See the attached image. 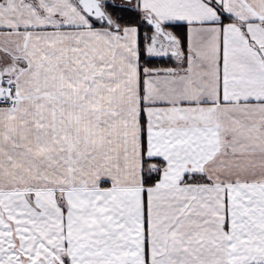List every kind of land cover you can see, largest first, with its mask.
<instances>
[{
    "label": "snow or ice",
    "instance_id": "snow-or-ice-1",
    "mask_svg": "<svg viewBox=\"0 0 264 264\" xmlns=\"http://www.w3.org/2000/svg\"><path fill=\"white\" fill-rule=\"evenodd\" d=\"M0 264H264V0H0Z\"/></svg>",
    "mask_w": 264,
    "mask_h": 264
}]
</instances>
